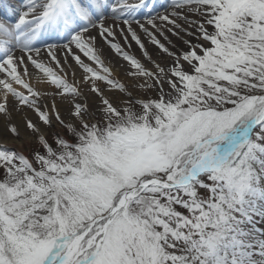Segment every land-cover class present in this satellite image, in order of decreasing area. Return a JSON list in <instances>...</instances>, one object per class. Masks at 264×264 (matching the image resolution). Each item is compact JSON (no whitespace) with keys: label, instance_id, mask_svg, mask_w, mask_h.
Here are the masks:
<instances>
[{"label":"snow or ice","instance_id":"6c2138e0","mask_svg":"<svg viewBox=\"0 0 264 264\" xmlns=\"http://www.w3.org/2000/svg\"><path fill=\"white\" fill-rule=\"evenodd\" d=\"M0 264H264V0H0Z\"/></svg>","mask_w":264,"mask_h":264},{"label":"bare ground","instance_id":"6f19581e","mask_svg":"<svg viewBox=\"0 0 264 264\" xmlns=\"http://www.w3.org/2000/svg\"><path fill=\"white\" fill-rule=\"evenodd\" d=\"M152 2L157 3V4H162V3H164V0H152ZM142 39H143V37H142ZM145 46H146L148 52L150 54H152V56H153L154 59H157V60H160L161 59L160 56H159V54L157 53L156 49L152 45L148 44L147 41H145ZM126 50H128V49H126ZM129 51H130V54L136 56V58L141 59V61L144 62V59H143V57L141 55L140 50L137 48V46L134 43L132 44V48ZM105 57L106 58L110 57L111 62L114 63V64H120V63H122V61H120L117 58V56L115 54H113V53H109V52L106 51L105 52ZM106 62H108L107 59H106ZM125 67H127L126 64H125ZM119 73H120L119 78L121 80H124V71H123V69H120L119 70ZM16 146L18 147V145H16Z\"/></svg>","mask_w":264,"mask_h":264}]
</instances>
